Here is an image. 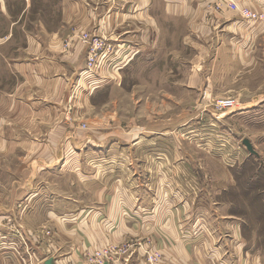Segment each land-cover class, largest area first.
<instances>
[{"label":"crops","instance_id":"0c3cea01","mask_svg":"<svg viewBox=\"0 0 264 264\" xmlns=\"http://www.w3.org/2000/svg\"><path fill=\"white\" fill-rule=\"evenodd\" d=\"M231 3L264 13V0H0V150L12 142L27 150L28 190L16 208L42 206L58 222L65 255L55 254L56 264H91L108 247L118 250L103 252L105 264H136L152 253L158 264H245L241 223L204 188L184 141L209 125L228 139L213 146L236 149L229 140L241 133L240 121L263 125L264 20L245 19ZM83 32L112 45L103 76L84 73ZM63 37L72 38L68 51ZM171 38L192 50L181 81L198 102L233 96L238 106L208 105L202 117L192 111L176 123L99 120V94L121 87L140 57L152 61ZM57 177L82 190L59 189ZM13 210L0 204V213Z\"/></svg>","mask_w":264,"mask_h":264},{"label":"rangeland","instance_id":"374dc122","mask_svg":"<svg viewBox=\"0 0 264 264\" xmlns=\"http://www.w3.org/2000/svg\"><path fill=\"white\" fill-rule=\"evenodd\" d=\"M35 18V14H30V20ZM179 26L182 29L185 23L180 22ZM65 39L63 37V46ZM180 41L181 39H168V49L163 48V53L155 55L152 61L140 57L130 72L126 71L125 83L121 87L108 85L99 94V120L108 114L115 116V120L124 122L121 123L122 126L132 127L134 124L148 125L164 119L176 123L182 114L185 118L192 111H198L202 117L203 107L211 105L213 101L203 100L204 97L200 96L198 102L197 91L182 84L181 79L187 76L193 54L190 47L182 48ZM259 47L264 48V39ZM174 50L177 52H172ZM108 56L109 54L104 56L105 61ZM101 65L94 70L103 76ZM87 68L86 60L84 73H87ZM104 82L106 80L103 79ZM179 82L183 87L173 85ZM76 83L73 85V92L71 91L73 94ZM191 122L184 127L187 129ZM201 125L197 126L199 130L196 131L201 135L184 139L187 151L198 163L204 188L211 191L218 201L228 205L222 210L223 215H226L229 207L233 217L235 216L232 219L241 223L242 247L238 246V249L242 248L245 264H264V115L263 125L255 117L238 123L242 127L241 133L229 140L238 142L234 145L236 149H218L222 145L213 146L210 141L227 143L228 139H222L219 137L220 133L208 129L209 125ZM245 137L251 139L257 155L243 144ZM196 141H199V147L196 146ZM15 145L14 142L5 144V150H0V204L14 209L12 214L0 213V264H45V259L55 254L62 259L65 251L61 250L58 243L63 229L58 222L50 218L42 206L40 213H33L30 205L23 214L16 208L22 202L21 195L28 190L26 180L31 169L27 164V150L15 148ZM230 159L233 163L228 165ZM57 179L59 180L55 185L59 189L69 186L74 194H79L82 190L78 183L71 186V181L64 180L63 177ZM21 208L22 206L19 207ZM60 217L64 220V215ZM90 263L99 264L96 261Z\"/></svg>","mask_w":264,"mask_h":264},{"label":"built area","instance_id":"2783aa9c","mask_svg":"<svg viewBox=\"0 0 264 264\" xmlns=\"http://www.w3.org/2000/svg\"><path fill=\"white\" fill-rule=\"evenodd\" d=\"M230 6L232 8L238 9L241 16L245 19L250 20H264V13L257 12L253 9L247 8V7H239L235 5L234 3H231ZM80 41L87 47V73L86 74H93L96 70L99 69V64L103 63V60L105 59L104 56L109 54L112 50V45L110 42L103 36L97 35L95 33L91 32H83L80 33L79 36ZM72 44V38L68 37L64 41V48L65 50H69ZM239 101L237 97L233 96H227V97H219L215 99L210 107H213L215 111H223L227 109H234L238 106ZM83 127H86V125H83ZM127 246L120 249L119 251H125ZM118 248L116 247H108L104 249L103 251H97L96 253V259L95 261L99 264H105V258L103 257L101 259V256L103 255V252L105 254L113 253L117 251ZM99 258L101 260H99ZM159 263V255L157 254H148L146 258L136 264H158Z\"/></svg>","mask_w":264,"mask_h":264},{"label":"water","instance_id":"95a60500","mask_svg":"<svg viewBox=\"0 0 264 264\" xmlns=\"http://www.w3.org/2000/svg\"><path fill=\"white\" fill-rule=\"evenodd\" d=\"M243 144L247 147V149L253 153V154H258L257 151L255 150L252 142L249 140V138H244L243 139ZM45 264H56L55 257H49L48 259L45 260Z\"/></svg>","mask_w":264,"mask_h":264}]
</instances>
